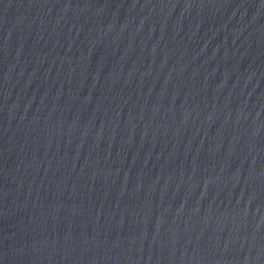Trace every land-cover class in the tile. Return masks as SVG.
<instances>
[{"label":"water","instance_id":"obj_1","mask_svg":"<svg viewBox=\"0 0 264 264\" xmlns=\"http://www.w3.org/2000/svg\"><path fill=\"white\" fill-rule=\"evenodd\" d=\"M0 264H264V0H0Z\"/></svg>","mask_w":264,"mask_h":264}]
</instances>
